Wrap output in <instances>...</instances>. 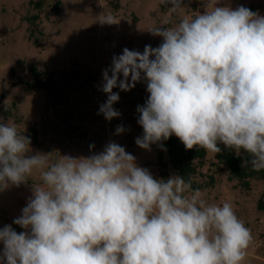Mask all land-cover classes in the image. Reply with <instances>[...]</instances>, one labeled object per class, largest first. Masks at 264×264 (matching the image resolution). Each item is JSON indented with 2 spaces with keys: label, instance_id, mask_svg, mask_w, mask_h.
Wrapping results in <instances>:
<instances>
[{
  "label": "clouds",
  "instance_id": "obj_1",
  "mask_svg": "<svg viewBox=\"0 0 264 264\" xmlns=\"http://www.w3.org/2000/svg\"><path fill=\"white\" fill-rule=\"evenodd\" d=\"M219 2L207 0L202 13L173 27L151 28L163 38L158 47L113 56L102 73L107 100L99 112L119 117L113 89L129 91L144 79L150 95L137 108L140 148L173 134L189 150L219 153L222 143L247 153L245 166L258 172L264 170V16ZM164 3L170 12L183 8V0ZM99 21L117 23L110 14ZM30 152V137L0 122V190L19 187L34 171L40 177L13 221L26 231L0 229V264H243L250 229L231 203H208L183 177L154 178L115 142L89 157Z\"/></svg>",
  "mask_w": 264,
  "mask_h": 264
},
{
  "label": "rangeland",
  "instance_id": "obj_2",
  "mask_svg": "<svg viewBox=\"0 0 264 264\" xmlns=\"http://www.w3.org/2000/svg\"><path fill=\"white\" fill-rule=\"evenodd\" d=\"M206 3L183 0V8L170 12L164 0H0V122L12 123L30 137L28 155L89 157L115 142L154 178L177 176L159 146L151 144L146 150L135 142L143 135L137 108L150 95L147 81L142 79L129 91L114 88L119 100L113 108L120 116L107 120L99 112L107 100L102 73L124 48L143 53L146 45L158 47L163 38L154 36L151 28L173 27L185 16L202 13ZM218 6H244L264 16V0H220ZM109 14L117 23H100ZM48 78V89L36 86ZM121 125L125 130L117 134ZM32 127L38 130L39 145ZM193 180L208 203H231L250 229L253 240L243 264H264V179L250 178L248 185L231 179L215 153L207 152ZM38 183L39 172L34 171L19 187L0 190V229L11 225L18 234L26 231L13 221L22 215Z\"/></svg>",
  "mask_w": 264,
  "mask_h": 264
},
{
  "label": "trees",
  "instance_id": "obj_3",
  "mask_svg": "<svg viewBox=\"0 0 264 264\" xmlns=\"http://www.w3.org/2000/svg\"><path fill=\"white\" fill-rule=\"evenodd\" d=\"M38 5L39 2H38ZM38 16H34L37 19ZM35 75L38 72L35 68L32 69ZM51 78H48L46 82L36 85L39 88H49ZM29 87H35V84L28 82ZM35 144L39 145L38 130L36 127H32ZM154 146H159L162 151H165L168 155V161L176 171L177 176L183 177L186 181H190L193 189H199L198 185L194 182L193 178L198 174L200 166L203 165L207 157V151L199 147H193L192 149H186L182 141L174 134L167 140L154 143ZM218 147L221 149L219 153H215L218 164L225 165L230 173L231 179H236L239 182L248 185L249 179L258 177L264 179V170L253 171L250 165H246V162L250 159L247 153L240 151L237 153L235 150L227 148L222 143H218Z\"/></svg>",
  "mask_w": 264,
  "mask_h": 264
}]
</instances>
